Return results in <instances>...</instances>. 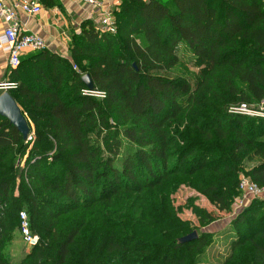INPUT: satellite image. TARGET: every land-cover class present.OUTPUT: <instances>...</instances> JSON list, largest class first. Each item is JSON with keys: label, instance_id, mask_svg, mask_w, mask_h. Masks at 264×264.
Wrapping results in <instances>:
<instances>
[{"label": "trees", "instance_id": "obj_1", "mask_svg": "<svg viewBox=\"0 0 264 264\" xmlns=\"http://www.w3.org/2000/svg\"><path fill=\"white\" fill-rule=\"evenodd\" d=\"M113 17L114 32L83 21L68 58L41 50L9 73L16 87L8 93L32 139L0 116V264H8L2 251L20 212L40 237L21 264H200L208 237L180 244L137 222L127 236L111 225L83 241L74 227L47 254L60 213L122 188L211 169L219 183L212 200L229 212L240 174L264 187V117L228 111L264 100V0H121ZM182 45L200 76L195 91L158 74L179 63ZM84 75L102 97L84 94ZM254 158L261 162L245 168ZM230 230L223 264H264V200H253ZM153 250L161 252L155 261Z\"/></svg>", "mask_w": 264, "mask_h": 264}, {"label": "rangeland", "instance_id": "obj_2", "mask_svg": "<svg viewBox=\"0 0 264 264\" xmlns=\"http://www.w3.org/2000/svg\"><path fill=\"white\" fill-rule=\"evenodd\" d=\"M179 56L176 66L158 74L168 79L184 80L195 91L200 81L198 69L193 66L191 54L183 45L179 49ZM238 107L240 106L231 105L228 108L229 113H233ZM245 107L253 113L251 116L264 117V100L259 105ZM122 154L120 150L115 157V164L119 168ZM259 162L260 158H254L253 162H246L244 167L250 168ZM241 176L243 174L239 177ZM218 188V174L211 169H203L194 174L182 171L169 174L151 187L129 190L122 188L114 194H104L89 206H78L73 211L59 214L53 222V239L47 257L54 254L59 241L74 227L81 228L77 241H83L91 235L97 236L101 229L111 225L116 231L127 236L131 224L137 222L158 228L172 241H178L193 231L197 233V237L206 236L210 244L198 256V263L223 264L229 253L230 242L234 238V232L230 230L232 220L253 200L264 198L239 193L229 212H219L212 200ZM211 215L217 220L209 222ZM33 250L24 241L20 229H16L6 236L2 253L8 264H21L29 259ZM160 253L153 250L149 251L147 256H152L151 259L155 261ZM182 254L178 251L175 257ZM187 256L195 257L196 254L189 252Z\"/></svg>", "mask_w": 264, "mask_h": 264}, {"label": "built area", "instance_id": "obj_3", "mask_svg": "<svg viewBox=\"0 0 264 264\" xmlns=\"http://www.w3.org/2000/svg\"><path fill=\"white\" fill-rule=\"evenodd\" d=\"M7 0H0V21L5 24V28L0 38V50L7 53L9 69L16 68L25 53H35L45 49V44L38 35H23L19 22V13L26 15H37L41 12L39 0H17L10 7L6 6ZM85 6L91 9L88 14V20L91 21L97 29L107 32H114V17L111 11L103 10L102 0H79ZM76 69L75 66H73ZM16 85L12 82L0 83V92H9ZM84 94L102 97L93 91H84ZM233 113L253 115L246 110L244 105L234 109ZM29 135L27 140L30 141ZM239 193L249 195L254 198H264V187H259L245 176L239 178ZM19 227L26 244L33 248L38 244V236L33 234L30 229L28 216L25 212L19 213Z\"/></svg>", "mask_w": 264, "mask_h": 264}, {"label": "crops", "instance_id": "obj_4", "mask_svg": "<svg viewBox=\"0 0 264 264\" xmlns=\"http://www.w3.org/2000/svg\"><path fill=\"white\" fill-rule=\"evenodd\" d=\"M17 0H7L10 7ZM42 7L37 15L19 13L21 33L38 35L45 44V49L68 58V43L72 33L78 32L83 21L88 20L91 9L79 0H39ZM121 0H102V8L112 13L118 9ZM5 24L0 21V38ZM32 53H25L27 57ZM7 53L0 50V83L9 81L11 69L8 67Z\"/></svg>", "mask_w": 264, "mask_h": 264}, {"label": "water", "instance_id": "obj_5", "mask_svg": "<svg viewBox=\"0 0 264 264\" xmlns=\"http://www.w3.org/2000/svg\"><path fill=\"white\" fill-rule=\"evenodd\" d=\"M82 81L88 91H93V84L89 75H84ZM0 116L9 121V123L19 131L23 139L26 140L30 135V128L26 116L16 104L8 92L0 94ZM197 238V233L193 231L178 240V243H188Z\"/></svg>", "mask_w": 264, "mask_h": 264}]
</instances>
